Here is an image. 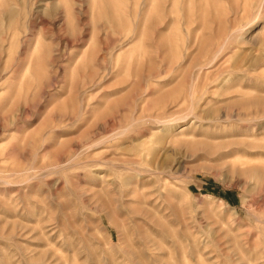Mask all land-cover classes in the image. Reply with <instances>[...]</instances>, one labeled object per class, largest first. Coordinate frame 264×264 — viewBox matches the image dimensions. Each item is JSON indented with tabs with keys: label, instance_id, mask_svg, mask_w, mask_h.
Returning <instances> with one entry per match:
<instances>
[{
	"label": "rangeland",
	"instance_id": "374dc122",
	"mask_svg": "<svg viewBox=\"0 0 264 264\" xmlns=\"http://www.w3.org/2000/svg\"><path fill=\"white\" fill-rule=\"evenodd\" d=\"M0 264H264V0H0Z\"/></svg>",
	"mask_w": 264,
	"mask_h": 264
},
{
	"label": "bare ground",
	"instance_id": "6f19581e",
	"mask_svg": "<svg viewBox=\"0 0 264 264\" xmlns=\"http://www.w3.org/2000/svg\"><path fill=\"white\" fill-rule=\"evenodd\" d=\"M207 59H208V58H207ZM207 59H206V60H207ZM184 103H185V102H184ZM176 107H177V106H176ZM114 137H115V136H114Z\"/></svg>",
	"mask_w": 264,
	"mask_h": 264
}]
</instances>
